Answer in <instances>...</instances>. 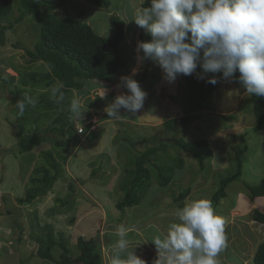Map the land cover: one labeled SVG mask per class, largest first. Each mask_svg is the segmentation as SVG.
<instances>
[{"label": "rangeland", "instance_id": "rangeland-1", "mask_svg": "<svg viewBox=\"0 0 264 264\" xmlns=\"http://www.w3.org/2000/svg\"><path fill=\"white\" fill-rule=\"evenodd\" d=\"M111 2L107 10L82 3L85 14L80 20L102 37L112 32L109 25L112 15L125 22L123 46H126L124 57L129 62L128 71L112 85L102 86L92 81L81 91L64 93L61 102H55L51 95L52 88L61 82L57 78L51 85L44 81L27 87L21 84L22 77L31 83V75L51 73L43 61L28 63L27 51L33 49L39 38L36 24L27 18L6 31V44L0 46V264H54L38 256L37 238L46 239L49 227L57 243H65L74 255L78 254L79 237L97 238L105 263L110 264L121 225L128 230L129 249L136 247L137 256L146 264H154L158 250L151 240L166 234L172 223L179 222L175 200L188 188L186 203L201 198L212 200L220 181L236 172L234 149L245 144L248 151L244 156L242 179L227 187V197L214 209L224 218L227 235V247L218 256L219 264H253L256 250L264 242V225L254 221L253 215L257 210L264 213V204H259L264 200L258 202L252 198L246 184L257 185L264 177V141L259 143L263 138L253 131L256 115L250 94L234 78L225 80L222 73L216 76L217 88L212 100L207 101L209 109L197 112L198 121L176 125L170 138V141L181 138L187 142L207 140L214 156L206 161L205 169L202 171L187 153L163 149L155 155L154 164L169 166L172 157L180 156L185 161L183 169H176L167 187L158 186L153 172L151 188L138 206L123 213L116 208L124 195L119 186L125 170L135 169L134 162L141 152L166 140L164 122L184 116L191 100V87L199 90L209 84L207 80L213 73L199 79L202 69L198 65L192 75H179L170 83L157 62L149 59L140 63L137 56L142 52H137V43L150 42L152 37L133 18L145 0ZM18 14L15 10L2 26L12 24ZM133 69L137 70L134 76ZM236 74L239 77L238 71ZM8 76L15 77V87L31 93L38 101L22 117L15 112L11 95L4 86ZM122 76H132L147 95L143 107L136 113L121 108L119 119L110 118L106 107L116 96L129 94L126 88L117 86ZM143 76L145 79L140 81ZM103 88L108 102L94 106L93 101L101 98ZM74 98L80 99L82 108L87 109L80 119L70 111ZM230 114L236 116L232 124L220 117ZM19 132L39 134L44 141L31 152L21 153ZM61 143L64 145L59 146ZM47 153L62 168L61 178L47 195L38 197L32 204H20L18 199L25 198L32 186L31 179L42 178L40 169L47 167L54 174L46 161ZM53 253L58 258L62 250L56 246Z\"/></svg>", "mask_w": 264, "mask_h": 264}, {"label": "trees", "instance_id": "trees-1", "mask_svg": "<svg viewBox=\"0 0 264 264\" xmlns=\"http://www.w3.org/2000/svg\"><path fill=\"white\" fill-rule=\"evenodd\" d=\"M150 2L151 0H145L142 7L150 6ZM82 3L105 10L112 6L111 0H0V46L6 44L5 34L7 30L13 29L15 23L30 18L38 27L39 38L33 49L27 51L30 58L28 63L43 61L48 64L51 70V73L44 76L31 75V83L27 78L22 77L21 84L24 87L30 84L36 85L41 81L51 85L54 83V78H57L65 85L62 89L63 93H69L72 90L81 91L85 85L92 81H98L102 86L112 85L118 76L128 71L129 62L124 57L126 46H123L126 40L125 22L116 14L112 15L109 19L112 32L107 37L99 36L90 25L80 20L85 14ZM15 10L19 13L18 18L12 24L2 26V22L8 20ZM217 74L220 73L210 74L209 76H215L216 78ZM144 79L145 76L140 81ZM234 79L239 82L238 74L235 73ZM3 82L11 95L15 112L18 114L17 101L24 99L25 95L32 97L33 95L15 87V77L8 76ZM216 88L217 83L215 85L209 83L199 90L191 87V100L186 114L164 122L166 140L162 141V146L159 144L147 148L140 153L134 162L135 169L125 170L124 178L119 186L124 195L116 204V208L120 212L123 213L126 209L138 206L142 202L151 188L153 172L157 175L158 186L167 187L174 177V172L183 169L185 161L180 156L177 158L172 157V164L169 166L154 164L156 161L155 155L159 151L166 148L178 149L191 155L198 162L202 171L205 169L206 161L214 156L207 140L198 139L187 142L181 138L170 141V138L175 132L176 125H189L200 119L197 112L209 109L207 101L212 100ZM250 96L256 115V125L253 128L256 133L264 130V96L256 97L251 94ZM97 98L93 101L94 106L108 102L106 98ZM30 109L31 107H27L24 115ZM220 117L229 124L236 121L235 114ZM42 137L39 134L24 135L19 132V152H31L41 141H44ZM58 145L62 146L64 143ZM247 151L248 146L246 144L241 148L234 149L236 172L220 181L219 187L211 200L213 207H217L220 200L227 197V187L230 184L242 179L244 156ZM45 157L50 169L54 170V174L47 167L40 169L42 178L31 179L32 186L27 190L25 198L18 199L20 204H32L38 197L47 195L61 178L62 168L56 163L53 156L47 153ZM149 165L152 166L154 171L151 170ZM246 189L254 199L264 197V177L257 185L246 184ZM189 193L190 188L183 191L175 200V204L179 209L185 206V199ZM253 220L264 225V213L258 210L255 211ZM37 240L40 244L38 256L54 264H106L102 245L95 237L88 240L79 237L76 244L77 255L71 253L65 243H57L50 227L47 228L46 239L38 237ZM56 246L62 250L58 258L53 253ZM24 262L26 263L25 260ZM253 264H264V242L258 246L253 257Z\"/></svg>", "mask_w": 264, "mask_h": 264}, {"label": "clouds", "instance_id": "clouds-1", "mask_svg": "<svg viewBox=\"0 0 264 264\" xmlns=\"http://www.w3.org/2000/svg\"><path fill=\"white\" fill-rule=\"evenodd\" d=\"M133 20L152 37L150 42L137 43V52H142L138 61L157 62L168 82L179 75H192L199 65V79L207 73H222L225 80H231L238 71V80L248 94L264 96V0H151L150 6L136 10ZM136 71L133 69V76ZM207 82L215 85L217 79L211 76ZM117 86L129 94L116 96L106 107L110 118L119 119L121 108L134 114L143 107L147 93L132 76H122ZM62 88L61 82L52 88L55 102L64 100ZM105 95L103 88L101 98ZM37 102L25 95L17 101L18 115L22 117ZM70 111L80 119L87 109L74 98ZM176 216L179 222L151 240L158 250L154 264H219L227 235L225 220L216 214L212 201L193 200L178 209ZM127 234L121 225L110 264H146L135 254L136 247L129 249Z\"/></svg>", "mask_w": 264, "mask_h": 264}, {"label": "crops", "instance_id": "crops-1", "mask_svg": "<svg viewBox=\"0 0 264 264\" xmlns=\"http://www.w3.org/2000/svg\"><path fill=\"white\" fill-rule=\"evenodd\" d=\"M258 133V134H257ZM257 134V135H256ZM256 136H261L262 138H263V140H259V143H261L262 141H264V130H262V131H260V132H256ZM259 199H263L264 200V197H262V198H257V201L259 200ZM259 202V201H258ZM258 204V203H257ZM259 204H264V202L263 203H260L259 202Z\"/></svg>", "mask_w": 264, "mask_h": 264}]
</instances>
